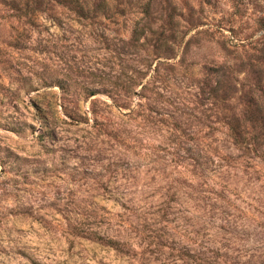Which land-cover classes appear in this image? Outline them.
Returning <instances> with one entry per match:
<instances>
[{
    "label": "rangeland",
    "instance_id": "rangeland-1",
    "mask_svg": "<svg viewBox=\"0 0 264 264\" xmlns=\"http://www.w3.org/2000/svg\"><path fill=\"white\" fill-rule=\"evenodd\" d=\"M0 264H264V0H0Z\"/></svg>",
    "mask_w": 264,
    "mask_h": 264
}]
</instances>
